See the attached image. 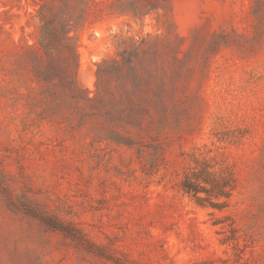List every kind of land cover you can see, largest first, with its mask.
<instances>
[{"label":"rangeland","instance_id":"374dc122","mask_svg":"<svg viewBox=\"0 0 264 264\" xmlns=\"http://www.w3.org/2000/svg\"><path fill=\"white\" fill-rule=\"evenodd\" d=\"M112 1L65 17L74 77L92 97L99 62L163 39L168 110L130 114L134 145L45 102L44 1L0 0V264H264V0ZM197 162L231 176L224 207L182 189Z\"/></svg>","mask_w":264,"mask_h":264},{"label":"trees","instance_id":"16d2710c","mask_svg":"<svg viewBox=\"0 0 264 264\" xmlns=\"http://www.w3.org/2000/svg\"><path fill=\"white\" fill-rule=\"evenodd\" d=\"M39 10L41 22L39 43L43 55L34 66L35 76L43 85V98L46 103L67 111L78 119V124L88 119L99 118V135L117 143L134 145L136 138L143 137V126L128 117L132 112H167L168 100L165 82L161 78L159 57L165 44L159 36L142 37L129 47H124L116 55L97 64L95 95H83L77 87L74 70L77 64V50L72 37L71 21L65 17L80 16L95 0H43ZM59 3L58 5H56ZM146 5L142 0H113L109 7L120 13L137 15ZM68 9L72 14H68ZM51 105V107H53ZM130 125L137 128L136 135H125L108 128L104 122ZM137 136V137H135ZM208 163H198L186 172L181 187L205 200L215 208H222L230 197L232 179L224 169L211 170ZM204 192L206 197L200 196ZM213 198H217L214 200Z\"/></svg>","mask_w":264,"mask_h":264}]
</instances>
